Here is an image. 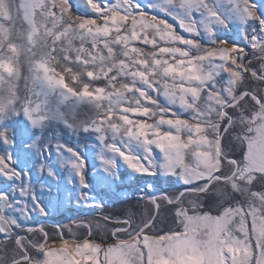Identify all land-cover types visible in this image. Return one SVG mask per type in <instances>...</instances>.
Returning a JSON list of instances; mask_svg holds the SVG:
<instances>
[{
  "label": "snow or ice",
  "instance_id": "obj_1",
  "mask_svg": "<svg viewBox=\"0 0 264 264\" xmlns=\"http://www.w3.org/2000/svg\"><path fill=\"white\" fill-rule=\"evenodd\" d=\"M0 264H264V0H0Z\"/></svg>",
  "mask_w": 264,
  "mask_h": 264
},
{
  "label": "rangeland",
  "instance_id": "obj_2",
  "mask_svg": "<svg viewBox=\"0 0 264 264\" xmlns=\"http://www.w3.org/2000/svg\"><path fill=\"white\" fill-rule=\"evenodd\" d=\"M134 182L135 181H126L125 188L127 187L128 184H131V183H134ZM128 196L129 197L131 196L130 192L128 193ZM123 199H125V197H121L120 199H117V200L114 201V204H113L114 209L119 210L120 208L124 207V205L121 203V201ZM59 215L60 214H58L57 218H59ZM62 215L66 218L70 214L69 213H63Z\"/></svg>",
  "mask_w": 264,
  "mask_h": 264
}]
</instances>
